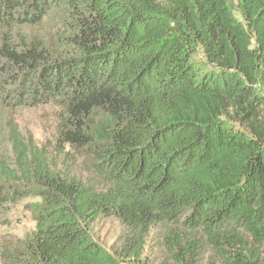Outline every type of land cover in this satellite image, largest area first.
<instances>
[{"label": "trees", "instance_id": "16d2710c", "mask_svg": "<svg viewBox=\"0 0 264 264\" xmlns=\"http://www.w3.org/2000/svg\"><path fill=\"white\" fill-rule=\"evenodd\" d=\"M237 10L241 22L230 0H0V107L57 108L63 159L0 128V208L40 199L4 263L128 264L88 234L114 217L140 242L161 229L174 264H263L264 0Z\"/></svg>", "mask_w": 264, "mask_h": 264}, {"label": "rangeland", "instance_id": "374dc122", "mask_svg": "<svg viewBox=\"0 0 264 264\" xmlns=\"http://www.w3.org/2000/svg\"><path fill=\"white\" fill-rule=\"evenodd\" d=\"M235 18L241 22L237 10V0H230ZM57 23L53 19H48L43 27L39 28L41 35H51L55 33ZM264 96V94H263ZM1 97V94H0ZM1 105V102H0ZM264 121V111L261 112ZM58 110L54 106L21 107L17 109H4L0 107V128L4 129L10 123L24 137H31L39 148H46L48 157L59 166L62 158L54 156L55 152V128L57 124ZM2 158L8 164L11 159L10 147L7 143L2 145ZM77 167V165H74ZM40 199L36 196L21 198L14 203L0 208V264L3 262L4 251H11L15 248H23V241L35 229L34 218ZM89 236L110 255L117 258L119 262L128 264H174L162 247V230L156 228L149 236L140 242L130 232L123 230L117 218H100L92 223L88 228ZM137 240L140 244L137 259H125V251L132 248V244ZM25 254V251H22ZM264 259V254H262ZM209 255H203L202 259L194 264H208ZM216 264H222L220 258L216 256ZM264 264V261H263Z\"/></svg>", "mask_w": 264, "mask_h": 264}]
</instances>
